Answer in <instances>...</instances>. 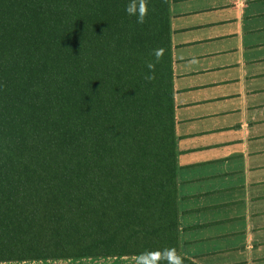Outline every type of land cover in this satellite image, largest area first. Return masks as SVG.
<instances>
[{"label":"trees","instance_id":"obj_1","mask_svg":"<svg viewBox=\"0 0 264 264\" xmlns=\"http://www.w3.org/2000/svg\"><path fill=\"white\" fill-rule=\"evenodd\" d=\"M130 2L0 0V261L198 264L180 252L170 0L142 22Z\"/></svg>","mask_w":264,"mask_h":264},{"label":"crops","instance_id":"obj_2","mask_svg":"<svg viewBox=\"0 0 264 264\" xmlns=\"http://www.w3.org/2000/svg\"><path fill=\"white\" fill-rule=\"evenodd\" d=\"M170 27L180 252L198 264H264V0H170Z\"/></svg>","mask_w":264,"mask_h":264},{"label":"clouds","instance_id":"obj_3","mask_svg":"<svg viewBox=\"0 0 264 264\" xmlns=\"http://www.w3.org/2000/svg\"><path fill=\"white\" fill-rule=\"evenodd\" d=\"M124 10L129 15H135L138 22H142L146 12L144 0H139L138 6L136 0H131V2L125 6ZM149 67H151V65H149ZM164 255L168 259L169 264H181L180 257L176 256L173 250H167ZM149 257H151V259H149ZM159 258V252L141 254L136 257V264H157Z\"/></svg>","mask_w":264,"mask_h":264}]
</instances>
